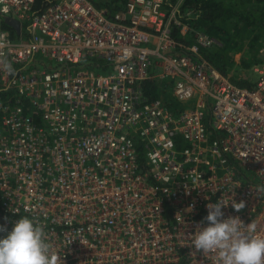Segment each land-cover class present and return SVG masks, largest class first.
<instances>
[{"label":"built area","instance_id":"2783aa9c","mask_svg":"<svg viewBox=\"0 0 264 264\" xmlns=\"http://www.w3.org/2000/svg\"><path fill=\"white\" fill-rule=\"evenodd\" d=\"M34 2L0 0L14 69L0 66V226L43 225L63 264H217L191 236L222 198V219L264 236V63L251 87L233 83L199 51L216 38L177 41L190 26L164 0L112 15L93 0ZM146 80L167 96L148 99Z\"/></svg>","mask_w":264,"mask_h":264},{"label":"trees","instance_id":"16d2710c","mask_svg":"<svg viewBox=\"0 0 264 264\" xmlns=\"http://www.w3.org/2000/svg\"><path fill=\"white\" fill-rule=\"evenodd\" d=\"M52 0H35L33 10H40L46 2ZM97 7L104 8L110 15L122 11L127 0H93ZM177 0H164L165 7H174ZM175 15L187 22L190 30L186 36H180L174 28V37L178 42L190 44L193 31H203L216 38L219 45L200 48L201 55L221 73L227 75L235 63L234 56L245 47L255 48L264 33V0H182ZM8 28L6 25H3ZM11 30V29H10ZM248 63L243 59L241 66ZM231 81L239 86L251 87L246 80ZM143 94L148 99L166 97L168 84L165 80H146L141 83ZM138 162L143 169L142 149L137 148Z\"/></svg>","mask_w":264,"mask_h":264},{"label":"clouds","instance_id":"9594fccd","mask_svg":"<svg viewBox=\"0 0 264 264\" xmlns=\"http://www.w3.org/2000/svg\"><path fill=\"white\" fill-rule=\"evenodd\" d=\"M0 66L14 73L4 57H0ZM226 206L222 198L207 205V226H197L191 236L193 248L203 254L216 253L217 264H264V236L256 234L255 222L245 224L239 216L222 219ZM231 206L239 213L246 205L234 200ZM0 232L7 233L0 238V264H63L47 241L43 225L28 216L19 218L10 232L0 226Z\"/></svg>","mask_w":264,"mask_h":264},{"label":"rangeland","instance_id":"374dc122","mask_svg":"<svg viewBox=\"0 0 264 264\" xmlns=\"http://www.w3.org/2000/svg\"><path fill=\"white\" fill-rule=\"evenodd\" d=\"M182 0H177V4L174 6L177 8ZM245 60L248 65L246 67L241 66V61ZM235 63L227 72V76L235 78L236 80H246L253 83L255 74L252 70L253 65L264 63V33L256 44L255 48L245 47L241 52L234 56Z\"/></svg>","mask_w":264,"mask_h":264},{"label":"water","instance_id":"95a60500","mask_svg":"<svg viewBox=\"0 0 264 264\" xmlns=\"http://www.w3.org/2000/svg\"><path fill=\"white\" fill-rule=\"evenodd\" d=\"M4 21L7 26L11 27L17 34H19L20 22L18 20L6 17Z\"/></svg>","mask_w":264,"mask_h":264}]
</instances>
